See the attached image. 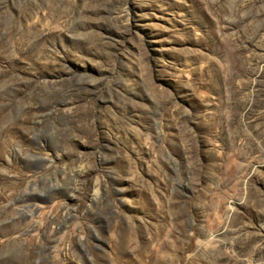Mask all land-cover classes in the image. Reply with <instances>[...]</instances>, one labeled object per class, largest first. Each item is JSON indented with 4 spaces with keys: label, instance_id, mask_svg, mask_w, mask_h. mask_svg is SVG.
Wrapping results in <instances>:
<instances>
[{
    "label": "rangeland",
    "instance_id": "374dc122",
    "mask_svg": "<svg viewBox=\"0 0 264 264\" xmlns=\"http://www.w3.org/2000/svg\"><path fill=\"white\" fill-rule=\"evenodd\" d=\"M0 264H264V0H0Z\"/></svg>",
    "mask_w": 264,
    "mask_h": 264
},
{
    "label": "bare ground",
    "instance_id": "6f19581e",
    "mask_svg": "<svg viewBox=\"0 0 264 264\" xmlns=\"http://www.w3.org/2000/svg\"><path fill=\"white\" fill-rule=\"evenodd\" d=\"M157 246H159V245H157Z\"/></svg>",
    "mask_w": 264,
    "mask_h": 264
}]
</instances>
